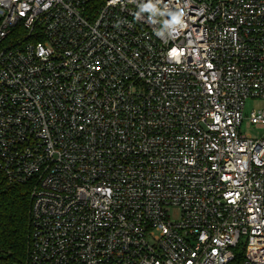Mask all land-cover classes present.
I'll return each mask as SVG.
<instances>
[{
	"label": "built area",
	"instance_id": "built-area-1",
	"mask_svg": "<svg viewBox=\"0 0 264 264\" xmlns=\"http://www.w3.org/2000/svg\"><path fill=\"white\" fill-rule=\"evenodd\" d=\"M248 99H264V0H0V182L31 188L22 264H264Z\"/></svg>",
	"mask_w": 264,
	"mask_h": 264
},
{
	"label": "trees",
	"instance_id": "trees-1",
	"mask_svg": "<svg viewBox=\"0 0 264 264\" xmlns=\"http://www.w3.org/2000/svg\"><path fill=\"white\" fill-rule=\"evenodd\" d=\"M31 188L0 182V264H22L30 249ZM236 250L233 264H243Z\"/></svg>",
	"mask_w": 264,
	"mask_h": 264
},
{
	"label": "rangeland",
	"instance_id": "rangeland-1",
	"mask_svg": "<svg viewBox=\"0 0 264 264\" xmlns=\"http://www.w3.org/2000/svg\"><path fill=\"white\" fill-rule=\"evenodd\" d=\"M262 109H264V99H248L245 102L243 110L244 117L247 118L249 113L252 111H258ZM242 132L252 138L264 137V129L248 125L246 119H244L242 124Z\"/></svg>",
	"mask_w": 264,
	"mask_h": 264
}]
</instances>
